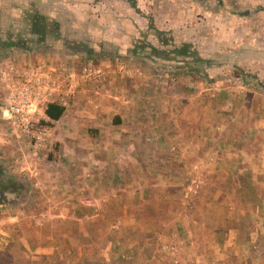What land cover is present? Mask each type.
<instances>
[{
  "label": "rangeland",
  "instance_id": "1",
  "mask_svg": "<svg viewBox=\"0 0 264 264\" xmlns=\"http://www.w3.org/2000/svg\"><path fill=\"white\" fill-rule=\"evenodd\" d=\"M50 1L63 6L64 10L71 13L66 15V19L74 20L75 18L80 24L91 23L93 28L89 33L96 43L112 42L122 49H118V52L111 49L116 57H110V63L102 60L108 57L97 55L89 60L74 62V58L67 57L69 54H74L73 51L54 46V41L47 40L44 44L48 45L34 50L18 48L1 50L0 68L6 64H15L22 69L39 63L56 66L58 60H63L68 66L69 74L74 77V83L69 87V93H66L62 88L59 94L55 95V101L65 103V106L69 108L71 102H76L79 99V97L78 99L75 97L78 96L77 85L83 86L85 82L94 78L105 81L103 71L105 67H108L106 64H109V67H115L120 61L125 67L131 68V65L127 66L130 59L125 54L131 46L129 39L134 35L139 36V30L145 29L148 17H152L159 29L172 32L177 43L192 42L198 46L201 57L212 59L216 64L212 67H204V75L209 80L202 75V72L193 74L194 76L178 72L176 80H173L177 82V85L173 84V86L178 88L184 82H189V88L192 91L206 89L207 98L217 99L211 103L215 104L216 107H213L217 108L219 113L228 111L239 115L236 125L230 126L228 151L207 152V156H203L202 152L200 153L202 156L195 160L192 152L182 154V151L179 152L178 146L174 145L175 147H171L170 153H164L165 156L177 157L173 164L174 168L171 166L150 167L144 170L147 173L154 172L153 174L158 171V177H160L159 175L164 176L165 173L169 176L170 174H179L177 179H174L177 186L174 187L173 193H165L162 196V192H159V199H165L166 202H159L157 205L158 213L168 206L172 214L162 217V219L170 218L173 221V226H170L169 222H161L163 225L156 229L157 232L151 239L152 242L158 243V248L154 250V257H148L145 250L136 249L142 245L141 241L146 242L149 232L133 231L128 233V238H122L121 243L127 247L124 246L121 257L111 247V260L115 259L118 264H264V0ZM132 2L138 8H135ZM51 5L48 7L51 8ZM139 8L142 13L139 12ZM245 11L247 15H243ZM119 53L124 56H120ZM136 59L134 62L139 64L132 67L136 74H139L136 69L142 67L141 69L153 75L152 79L163 78L165 83L168 82L165 75H159L148 68L149 66L159 67V65L151 64L150 60L146 58ZM86 66H92L94 71L84 74L83 68ZM198 75H200V83H196L197 80H195ZM178 79L182 80L179 82ZM84 91L81 90L82 93ZM91 91L95 92L96 90L92 89ZM220 94L224 97L219 96ZM1 95L0 91V127L8 129V133L15 139L20 137V143H18L19 141L11 142L10 136L7 139H2L0 134V165L5 170L4 176L26 181L16 169H20L24 154L29 149L34 151V155L37 157H43L46 154V145L53 139L50 130L51 122H45L48 121L45 120L39 124L49 130V136L44 142H38L33 139V136L13 133L9 121L5 119ZM92 95L89 97V105L98 112H102L103 106H100L96 97H103L106 94L92 93ZM87 100L88 98L85 97V101ZM41 109L42 105L39 107V111ZM250 119L257 120L258 123L263 122V124L258 127L257 123V129L247 128L246 125ZM84 140V145H87L86 142L95 144L92 139ZM212 141L215 140H207L208 151L211 150ZM84 145L81 146L80 152H77L80 160H92L97 159V156H102L100 150L97 152L90 148V145ZM25 146L28 148L23 151L21 148ZM74 153H76L75 149ZM181 154L188 158V161L184 162L185 164L180 161ZM217 154L225 159L230 156L229 167L220 169H224V172L230 176V183L227 184L230 186V197L234 194L235 199L224 205L211 201V204L207 206L204 205L205 200L201 196L203 192L207 195L209 187L217 186L215 184L217 180L215 158L213 157H216ZM189 156L192 158L189 159ZM29 182L25 184L22 182L24 191L29 188ZM157 183H162V181L158 180ZM143 184L128 187L127 191L132 189V192L139 191L141 193L145 188ZM118 185L119 189L125 188V184ZM115 188L117 189V187ZM176 191L177 194H175ZM11 197L13 196H7L8 199ZM17 204L20 205L21 202L3 203L0 206V220L10 218L12 216L10 211ZM19 217H23V215L20 214ZM217 217L227 220L224 226H221L222 231L216 229L204 231L203 221L210 219V224L214 226ZM156 218L161 221L159 214L156 215ZM142 220L145 221L143 218ZM229 220L230 224L226 225ZM186 223L188 227L185 226ZM4 226L6 225L4 224ZM193 226L195 230H193ZM167 227L169 230H166ZM12 232L7 228L3 232L0 231V264H32L30 255L32 250L24 245L22 231H15L17 233L15 239H12ZM97 254L99 258H102L101 250H97ZM143 254L146 256L144 259ZM152 259L154 260L151 262Z\"/></svg>",
  "mask_w": 264,
  "mask_h": 264
},
{
  "label": "crops",
  "instance_id": "2",
  "mask_svg": "<svg viewBox=\"0 0 264 264\" xmlns=\"http://www.w3.org/2000/svg\"><path fill=\"white\" fill-rule=\"evenodd\" d=\"M67 57L74 58V62L87 60L76 53ZM129 59L127 66L131 65V68L120 61L115 67L106 64L108 67L103 71L105 81L94 78L87 81L89 84L77 85L78 96L75 97L79 99L70 103L59 120L50 123L53 139L46 145V154L37 157L29 149L20 169H16L26 179L22 181L24 184L28 180L32 183L29 182V188L20 197L21 204L11 209L12 216L0 220V231L6 228L13 231L12 239L17 237L16 230L22 231L24 245L32 250V264H118L115 259L111 260V247L121 257L126 246L121 243L122 238H128V233L133 231L149 232L146 242L141 241L142 245L136 249L145 250L148 257H154L158 243L151 239L156 229L163 225L161 222L173 226L170 218L162 219L172 214L167 203V208L158 213L159 202H166L159 199V192L162 196L172 192L177 186L174 179L179 174L169 176L165 173L158 177V171L153 174L144 170L150 167L174 168L177 157L164 155L170 153L174 145L182 154L192 152L195 160L202 156V152L207 156V152L229 150L230 126L236 125L239 115L228 111L219 113L211 103L217 99L207 98L206 89L192 91L189 82L176 88L173 84L177 85V82L172 80V74L160 66L148 68L165 75L167 83L163 78L152 79L153 75L142 67L136 69L139 72L136 74L132 67L139 63L134 62L137 60L134 57ZM102 60L111 62L109 56ZM195 80L200 83V75ZM81 90L85 91L82 93ZM92 93L106 94L96 97L103 106L102 112L89 105ZM257 123V120L250 119L246 127L257 129L263 124L260 122L257 127ZM0 134L2 139L10 136L11 142L20 143V137L15 139L6 128L0 127ZM84 139H92L95 144L86 142L84 145ZM208 139L215 140L211 142L210 151L207 150ZM83 145H90L97 152L100 150L102 156L80 160L77 152ZM213 157L217 186L209 187L207 195L203 192L201 197L207 206L211 201L224 205L235 199L234 194L230 197L227 184L230 176L220 169L229 167L230 156L227 159L218 154ZM180 161L185 164L188 158L182 155ZM158 180L162 183H157ZM121 183L125 184L124 189H119ZM142 183L145 188L141 193L132 192V189L127 191L128 187ZM20 214L23 217H19ZM158 214L161 221L156 218ZM218 218L214 226L210 219H205L203 230L222 231L221 226L227 220ZM97 250H101L102 258L98 257Z\"/></svg>",
  "mask_w": 264,
  "mask_h": 264
},
{
  "label": "trees",
  "instance_id": "3",
  "mask_svg": "<svg viewBox=\"0 0 264 264\" xmlns=\"http://www.w3.org/2000/svg\"><path fill=\"white\" fill-rule=\"evenodd\" d=\"M50 0H0V51L7 48L34 50L45 47L47 40L54 41V46L73 51L82 59L99 57H116L111 49H122L112 42L96 43L89 31L91 23L80 24L74 18L66 19L70 12L63 6L53 4ZM53 2V1H52ZM52 4L51 8L48 5ZM134 5V2H132ZM133 7V6H132ZM135 7V5H134ZM138 8V7H135ZM139 12L142 13L139 8ZM243 15H247L246 11ZM84 26H87L85 29ZM139 36L129 39L130 47L126 57L146 58L162 69H167L176 80L178 72L191 76L202 72L204 67H212L215 62L199 55L198 46L192 42L177 43L172 32L159 29L153 18L148 17V23ZM120 56L122 53H119ZM216 65V64H215ZM207 80L208 77H205ZM67 106L58 101L49 102L45 108L48 121L59 120L66 112ZM5 170L0 165V206L3 203L20 202L24 192V184L18 179L4 176ZM7 196H13L10 199Z\"/></svg>",
  "mask_w": 264,
  "mask_h": 264
},
{
  "label": "built area",
  "instance_id": "4",
  "mask_svg": "<svg viewBox=\"0 0 264 264\" xmlns=\"http://www.w3.org/2000/svg\"><path fill=\"white\" fill-rule=\"evenodd\" d=\"M92 71V66L83 68L84 74ZM73 83L74 77L69 74L67 64L61 59L56 66L42 63L26 69L6 64L0 70V91L5 119L9 121L13 133L33 136L38 142L46 141L49 130L39 125L41 121L48 120L45 107L47 103L55 101V95L62 88L69 93Z\"/></svg>",
  "mask_w": 264,
  "mask_h": 264
}]
</instances>
